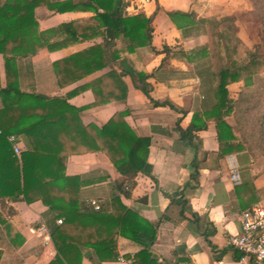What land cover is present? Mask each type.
<instances>
[{"label": "crops", "instance_id": "obj_1", "mask_svg": "<svg viewBox=\"0 0 264 264\" xmlns=\"http://www.w3.org/2000/svg\"><path fill=\"white\" fill-rule=\"evenodd\" d=\"M33 1L37 37L49 48L17 59L20 91L64 98L75 90L67 102L76 108L85 107L80 113L83 125L101 126L114 114L124 112V120L133 133L150 139L144 172L137 174L131 189L125 188L128 197L116 190L125 178L101 152L69 156L65 175L83 181L81 198L101 203L120 196L125 207L149 223H158L156 240L149 249L155 264H241L239 253L229 246L228 240L239 231L243 212L255 205L264 206V173L246 151L224 154L219 150L215 123L206 117L216 103L206 29L198 24L178 29L166 13H192L195 21L234 16L236 37L253 49L257 42L246 32L251 23H240L237 18L238 14L251 11L248 0H119V17L152 18L151 46L136 47L130 52L128 40L118 37L110 54L132 61L138 71L149 75L150 99L164 103L162 106H154L129 77L121 79L126 87L124 100L93 106L92 89H97L93 84L111 71L109 66L96 68V58L102 57L96 51L84 56L95 60L89 67H58L61 72L79 77L76 82L59 87L54 63L103 44V28L93 18L97 7L90 0ZM165 46L172 54L183 56H165ZM112 69L119 73L116 64H112ZM262 79L264 73L255 75L248 86L243 82L230 84V98L235 100L240 92L252 89ZM0 86L5 87L1 55ZM113 86L112 81L105 82L102 90L106 93ZM193 115L199 116L196 125L205 123L206 127L187 133ZM225 121L234 126L232 116ZM232 165L239 173L236 185L230 180ZM9 206L15 214L8 221L24 238L16 252L22 264H49L56 252L44 220L47 208L41 202ZM140 249L126 238L117 239V258H132L136 264L135 254ZM82 255L81 264H99L90 248H83ZM0 264H11L7 252L2 254ZM101 264L119 263L116 259Z\"/></svg>", "mask_w": 264, "mask_h": 264}, {"label": "trees", "instance_id": "obj_2", "mask_svg": "<svg viewBox=\"0 0 264 264\" xmlns=\"http://www.w3.org/2000/svg\"><path fill=\"white\" fill-rule=\"evenodd\" d=\"M90 2L97 7L93 9V18L103 28V44L54 63L57 85L65 87L79 78L70 72H61L58 67L70 64L89 67L95 60L84 56L96 51L102 56L96 58V68L109 66L111 71L93 84L97 87L92 89L93 106L124 100L123 77H129L154 106L164 105L150 99L149 75L138 71L132 61L119 60L117 55L110 54L118 37L128 40L130 52L136 47L151 46L152 18L119 17V0ZM248 2L252 22L260 32L259 45L253 49H248L236 37L234 16L195 21L192 13L172 11L166 15L178 29L193 24L205 27L216 101L206 117L215 123L218 148L224 154L246 151L264 173V79L252 89L240 92L235 100L227 90L236 82L248 86L255 75L264 73V0ZM35 5L33 0H0V55L5 74V87L0 86V262L2 254L7 252L11 264H22L16 252L24 238L8 221L15 214L9 204L41 202L47 208L44 220L56 252L49 264H81L83 248H90L99 264L115 262L119 236L141 248L135 254L136 264H155L149 249L156 240L158 223H149L125 207L120 196L97 201L99 209L94 210L80 196L83 181L77 176L65 175L69 156L101 152L125 178V183L116 190L128 197L127 190L132 188L134 178L144 172L150 139L133 133L124 120V112L114 114L101 126L83 125L80 113L85 107L76 108L67 102L76 94L75 90L64 98H47L19 89L17 59L49 48L37 37ZM162 51L167 57L183 56L172 54L167 46ZM113 63L119 73L112 69ZM111 81L114 86L105 93L102 87ZM229 116L234 119L233 127L225 121ZM198 117L193 115L187 133L206 127L205 123L195 124ZM8 136H15L20 148L23 145L19 156L14 155Z\"/></svg>", "mask_w": 264, "mask_h": 264}, {"label": "built area", "instance_id": "obj_3", "mask_svg": "<svg viewBox=\"0 0 264 264\" xmlns=\"http://www.w3.org/2000/svg\"><path fill=\"white\" fill-rule=\"evenodd\" d=\"M149 2L151 0H144ZM7 141L11 145L14 155L19 156L21 148L15 136H8ZM231 182L236 185L239 183V173L235 165H232ZM89 205L94 209H99L96 200H90ZM58 224L61 221H57ZM43 230V226L40 227ZM229 246L239 253L241 264H264V206L255 205L242 213L240 217V229L237 233L229 237ZM119 264H134L132 258L126 260L122 257L117 258Z\"/></svg>", "mask_w": 264, "mask_h": 264}, {"label": "rangeland", "instance_id": "obj_4", "mask_svg": "<svg viewBox=\"0 0 264 264\" xmlns=\"http://www.w3.org/2000/svg\"><path fill=\"white\" fill-rule=\"evenodd\" d=\"M237 16H238L237 18L240 23H251V24H247L246 32L249 34L250 37L253 38L255 42H257V45H259L260 32L258 28L256 27V25L253 24L252 16L249 13H241V14H238ZM258 50L262 51V48H258Z\"/></svg>", "mask_w": 264, "mask_h": 264}]
</instances>
